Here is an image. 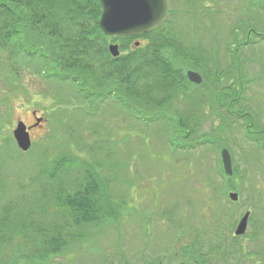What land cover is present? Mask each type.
Returning a JSON list of instances; mask_svg holds the SVG:
<instances>
[{"label":"rangeland","instance_id":"1","mask_svg":"<svg viewBox=\"0 0 264 264\" xmlns=\"http://www.w3.org/2000/svg\"><path fill=\"white\" fill-rule=\"evenodd\" d=\"M192 1L166 0L164 27L179 31L187 46H198L206 61L216 57L218 70L234 64L237 53L245 79L240 103L247 117L203 100L209 90L223 100L224 91L216 86H227L234 96L237 72L216 85L211 62L183 65L184 72L194 69L205 79L204 86L190 90L196 91L194 102L190 92L174 96L168 111L146 110L139 102L134 116L114 102L117 88L99 102L95 88L79 86V92L71 81L55 82L33 71L38 65L26 63L27 54L14 59L24 66L18 65L19 77L12 82L6 66H18L9 50L2 53L0 218H8L9 226L0 228V264H135L142 256L152 264L167 263L169 257L170 264H264V37L253 36L254 30L264 34V0ZM33 109L46 121L32 131L27 152L21 151L12 130L18 120L31 122ZM179 119L189 123L187 129L176 126ZM222 148L232 160L227 177ZM85 169L106 199L101 219L81 235L77 228L65 231L78 235L61 253L44 256L41 222L63 211L48 203L42 215V193L48 186L74 188ZM50 172L56 176L47 180ZM232 191L237 201L228 198ZM246 211V240L232 238ZM31 220L40 226L28 225ZM184 246L187 257L181 254Z\"/></svg>","mask_w":264,"mask_h":264},{"label":"trees","instance_id":"2","mask_svg":"<svg viewBox=\"0 0 264 264\" xmlns=\"http://www.w3.org/2000/svg\"><path fill=\"white\" fill-rule=\"evenodd\" d=\"M101 7L99 0H0V65L4 61L1 55L7 50L10 51L12 62L20 67L24 66L22 60H15L20 54H27L29 59L26 63L34 61L38 65L33 71H42L43 77L55 82L71 81L82 89L95 88L98 91L95 98L99 102L112 93V87L117 88V103L123 104L132 115L137 116L134 106L139 102L145 105L146 110L168 111L174 96L188 92L194 102L196 91L190 90L204 86L205 79L200 85L189 81L183 65L188 60L193 65H207L211 62L215 66L212 81L216 85L221 84L223 76H228L232 71L237 72L234 98L227 86H216L224 91L223 100L221 96V100H216L217 95L210 90L208 94H202L203 100L212 107L218 101V107L225 112L241 118L247 117L246 107L240 103L245 79L237 66V53L234 64L230 63L227 68L218 70L216 57L212 61H206L196 50L198 46L184 44L179 31L166 30V18L159 26L142 35L106 36L98 25ZM249 30L252 31L251 28ZM254 31L253 36L264 37L263 33ZM137 37L145 42L138 46H134V42L130 45ZM116 41H119L120 55L112 57L107 47L110 42ZM19 66L16 70L6 66L13 72L8 74L12 77V82L19 77ZM80 87L77 91L82 92ZM238 111L239 114H236ZM187 123L179 119L176 126L184 130L188 128ZM258 140L259 138H255L254 142ZM55 176L50 172L47 180ZM77 176L78 184L74 188L70 185L68 188L61 187L58 191H52L48 186L45 189L50 191V195L48 191L42 193L46 202L41 207V214L47 215L48 210L45 213V208L50 203L55 210L56 207L59 208L58 212L63 211L58 217L51 218L48 223L43 220L41 226L35 220L28 223L41 227V252L44 256L61 253L72 239L83 234L81 231L86 225L101 219L103 203L106 201L103 199L101 185L87 169ZM37 177L33 179L37 180ZM10 206L7 205L5 209L7 213ZM1 218L0 228L3 225L9 226V219ZM58 219L62 223H57ZM73 228L79 230L77 235L65 233Z\"/></svg>","mask_w":264,"mask_h":264},{"label":"water","instance_id":"3","mask_svg":"<svg viewBox=\"0 0 264 264\" xmlns=\"http://www.w3.org/2000/svg\"><path fill=\"white\" fill-rule=\"evenodd\" d=\"M101 7L98 25L101 32L109 37L138 36L159 26L167 10L166 0H99ZM139 41L134 42L138 46ZM108 51L112 57L120 54L119 45L111 42L108 44ZM189 81L200 84L202 76L195 70L189 69L186 72ZM35 112H33L34 114ZM37 121L42 118L34 117ZM15 143L21 151H26L31 146V139L28 129L22 120L16 122L12 130ZM220 158L225 175L233 173L232 160L229 151L222 148ZM228 198L232 201L238 200L236 192H229ZM250 211H246L234 230L235 235H242L246 231Z\"/></svg>","mask_w":264,"mask_h":264},{"label":"flooded vegetation","instance_id":"4","mask_svg":"<svg viewBox=\"0 0 264 264\" xmlns=\"http://www.w3.org/2000/svg\"><path fill=\"white\" fill-rule=\"evenodd\" d=\"M136 39H138V38H135L134 40H136ZM187 70H189V69H187ZM187 70L185 71V74H186V72H187ZM192 70H194V69H192ZM196 71V70H195ZM198 72V71H197ZM175 97H173L172 99H174ZM114 102L115 103H117V101L116 100H114ZM33 112H35L34 114H33ZM30 114H31V117H32V121L31 122H25V121H23L24 123H25V125H26V127H27V129H28V132H29V136H30V139H31V143L33 142V135H32V131L33 130H35V129H39V128H42L43 127V125L45 124V121H46V118H45V116L44 115H42V114H37V111L36 110H31V112H30ZM38 117V118H42V120L41 121H39L38 123H37V121H36V119L34 118V117ZM231 236H232V238H234V237H240V236H242L245 240H246V232L245 233H243L242 235H235L234 234V231L231 233ZM191 242H193V240L191 241ZM186 245H187V243H186ZM144 249L145 248H143V250H142V255H144ZM182 251H183V253H181V254H183V255H185L186 257H187V254H188V250H187V247L186 246H184V248H182ZM184 256V257H185ZM172 257H169V259H168V261H167V263H163V264H170L169 262H171L172 261V259H171ZM105 264H110V262L109 263H105ZM126 264V263H125ZM135 264H152V262H151V259H149L148 260V258H146L145 256H142V257H140L139 258V261L138 262H136ZM157 264H161V262H159L158 261V263Z\"/></svg>","mask_w":264,"mask_h":264}]
</instances>
